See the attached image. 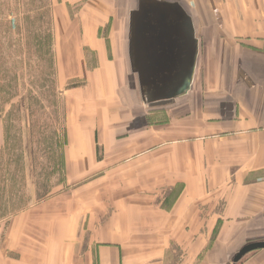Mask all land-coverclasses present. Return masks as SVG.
I'll return each mask as SVG.
<instances>
[{
	"label": "crops",
	"instance_id": "crops-1",
	"mask_svg": "<svg viewBox=\"0 0 264 264\" xmlns=\"http://www.w3.org/2000/svg\"><path fill=\"white\" fill-rule=\"evenodd\" d=\"M112 6L92 0L77 36L54 37L61 83H80L66 89L70 187L0 225V264H264V249L232 262L264 240V0ZM155 41L174 45L153 68L161 90L181 91L163 114L132 64Z\"/></svg>",
	"mask_w": 264,
	"mask_h": 264
},
{
	"label": "rangeland",
	"instance_id": "rangeland-1",
	"mask_svg": "<svg viewBox=\"0 0 264 264\" xmlns=\"http://www.w3.org/2000/svg\"><path fill=\"white\" fill-rule=\"evenodd\" d=\"M91 1L0 0V225L70 187L66 118L73 108L66 89L80 83H61L58 66L65 61L58 60L54 37L77 36L80 10ZM105 1L113 9V0ZM85 57L89 66L95 63L91 51Z\"/></svg>",
	"mask_w": 264,
	"mask_h": 264
},
{
	"label": "water",
	"instance_id": "water-1",
	"mask_svg": "<svg viewBox=\"0 0 264 264\" xmlns=\"http://www.w3.org/2000/svg\"><path fill=\"white\" fill-rule=\"evenodd\" d=\"M156 41L153 43V50L151 48H148L151 56L148 57L144 53V45L141 43V48L138 49V52L136 53V58H135V64L136 66H141L143 69L142 71L138 72V79L140 83H145L146 85H149L150 92L152 93L151 96L145 100L148 102L150 106H159V105H164L167 103H170L181 91L175 90H161L166 87H168V76H165L164 73H158L159 71L156 70L154 71L153 68L154 66L156 67L157 64L161 63L163 60H161L162 57H159V55H164L167 58L173 57L174 55V49H173V44H167L165 42L155 44ZM171 46V48H170ZM180 48H183V44L179 46ZM160 49V52H157L158 49ZM162 49H164L162 51ZM162 69V68H161ZM190 74L187 75V83L190 81ZM183 80V76H182ZM183 82V81H182ZM172 83V82H169ZM181 84V83H180ZM186 84V83H184ZM180 87V86H179ZM185 87V86H184ZM143 89V88H142ZM152 90V91H151ZM183 90V87H182ZM257 249H264V240L260 241H255V242H250L245 245H243L238 252L233 256L232 262L236 263L238 262L245 254L257 250Z\"/></svg>",
	"mask_w": 264,
	"mask_h": 264
},
{
	"label": "flooded vegetation",
	"instance_id": "flooded-vegetation-1",
	"mask_svg": "<svg viewBox=\"0 0 264 264\" xmlns=\"http://www.w3.org/2000/svg\"><path fill=\"white\" fill-rule=\"evenodd\" d=\"M136 38V37H135ZM132 50H133V48H131ZM131 50V53H132V55H133V52H134V57L136 58V53L138 52V50L137 51H132ZM164 49H162V51H163ZM174 55V54H173ZM132 64H133V66H135L136 64H135V59L133 60V62H132ZM190 72H191V69L190 70H186L185 72H183V82H180L181 84H180V87L179 88H182V87H184V83H186V86L188 85V83H187V75L188 74H190ZM146 88V87H145ZM152 91V90H151ZM151 92H150V88L148 87L146 90H145V92L142 90V94H141V96H142V98L144 99V100H147L150 96H151ZM173 101V100H172Z\"/></svg>",
	"mask_w": 264,
	"mask_h": 264
},
{
	"label": "trees",
	"instance_id": "trees-1",
	"mask_svg": "<svg viewBox=\"0 0 264 264\" xmlns=\"http://www.w3.org/2000/svg\"><path fill=\"white\" fill-rule=\"evenodd\" d=\"M75 85H77V84H75ZM75 85H74V86H75Z\"/></svg>",
	"mask_w": 264,
	"mask_h": 264
}]
</instances>
